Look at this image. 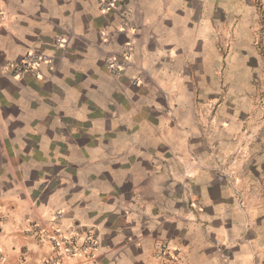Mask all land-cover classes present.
Instances as JSON below:
<instances>
[{"label":"crops","instance_id":"obj_1","mask_svg":"<svg viewBox=\"0 0 264 264\" xmlns=\"http://www.w3.org/2000/svg\"><path fill=\"white\" fill-rule=\"evenodd\" d=\"M105 1L0 0L3 264H46L58 211L98 241L63 264H264V0ZM29 50L51 62L14 78Z\"/></svg>","mask_w":264,"mask_h":264},{"label":"built area","instance_id":"obj_2","mask_svg":"<svg viewBox=\"0 0 264 264\" xmlns=\"http://www.w3.org/2000/svg\"><path fill=\"white\" fill-rule=\"evenodd\" d=\"M114 6V0L103 2L101 8L107 9ZM4 11L0 6V24L3 21ZM65 40L61 37L56 38V44L63 45ZM131 47L125 46L122 54L110 55L106 59V64L111 73L121 75L129 63V53ZM51 58L40 50H29L25 56L16 62H10L6 68L14 78H18L27 74L38 75L39 67L42 63H50ZM220 181L225 180L224 174H219ZM62 212L58 211L52 217L49 224L42 225L34 222L30 231L34 236L39 237L43 242H47L53 249V254L46 260V264H63L66 260L79 254L93 256L97 248L98 241L93 235H88L81 242L73 236L64 233L59 226L62 219ZM1 230V219H0ZM29 231V232H30ZM156 255L163 259L167 264H184L181 260L180 250L166 240H159L156 244ZM5 261V256L0 251V264Z\"/></svg>","mask_w":264,"mask_h":264},{"label":"rangeland","instance_id":"obj_3","mask_svg":"<svg viewBox=\"0 0 264 264\" xmlns=\"http://www.w3.org/2000/svg\"><path fill=\"white\" fill-rule=\"evenodd\" d=\"M260 28H259V30H260ZM220 45H221V49H223L224 52H228L231 48V42L229 40H226V39L224 41L220 42ZM254 45H255L257 51L259 52V55H260L261 60H262L263 77L261 80L258 105L260 106L261 112L263 111V113H264V44H262V41L255 40Z\"/></svg>","mask_w":264,"mask_h":264}]
</instances>
